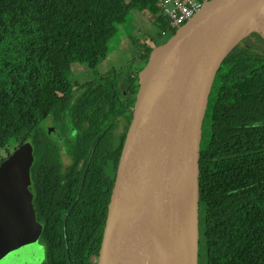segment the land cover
<instances>
[{"label":"trees","instance_id":"16d2710c","mask_svg":"<svg viewBox=\"0 0 264 264\" xmlns=\"http://www.w3.org/2000/svg\"><path fill=\"white\" fill-rule=\"evenodd\" d=\"M156 1L0 0V149L33 145L30 173L44 264H97L137 76L164 43H145L135 67L96 70L116 27L133 10L154 21L161 14ZM159 25L161 32L168 28L164 18ZM244 40L218 70L202 121L201 264H264V53ZM74 65L92 77L72 79ZM67 114L72 163L63 169L43 123H61Z\"/></svg>","mask_w":264,"mask_h":264},{"label":"water","instance_id":"95a60500","mask_svg":"<svg viewBox=\"0 0 264 264\" xmlns=\"http://www.w3.org/2000/svg\"><path fill=\"white\" fill-rule=\"evenodd\" d=\"M252 32L264 37V0H207L170 40L151 51L137 76L109 186L97 264H166L164 204L176 155L190 132L198 211V159L208 97L224 60ZM48 134L59 139L56 132ZM22 149L27 159L14 171L11 188L0 186V260L15 253L19 242L28 245L37 238L30 237L37 225L27 189L33 149L25 144L15 154Z\"/></svg>","mask_w":264,"mask_h":264},{"label":"rangeland","instance_id":"374dc122","mask_svg":"<svg viewBox=\"0 0 264 264\" xmlns=\"http://www.w3.org/2000/svg\"><path fill=\"white\" fill-rule=\"evenodd\" d=\"M163 23L162 14H158L156 19L153 21L149 18V15L144 12L137 10L131 11L124 23L116 27V32L110 39L108 43V54L107 58L98 66L97 72L102 73H113L121 67H127L128 64H132V67L137 66L138 56H140L141 51L145 43L151 41L153 44L165 43L173 36L172 34L167 37H161V26L159 24ZM257 36H263V34L258 32H252L246 39L244 43L246 45H254L255 50L264 53V37L259 38ZM72 79H78L79 82H83L86 79L92 77L93 72H88L84 70L83 67L73 66L71 70ZM44 130L48 133L50 131L58 133L60 135L59 139H56L57 148L59 153V158L61 160L64 169L68 168L72 159L67 153V146L64 137H69L71 132L70 116L67 114L64 121L54 122L51 118H48L43 123ZM49 135V134H48ZM25 144H29L33 149V145L30 142H24L16 147H11L10 149H0V186L4 188H11V184L14 182V171H18L25 160L27 159L28 151L19 149ZM26 147H29L26 145ZM33 156V150H32ZM31 156V157H32ZM1 159L2 162H1ZM34 159V157H33ZM32 165V163H31ZM30 165V166H31ZM29 170V179L30 178ZM197 220L199 218V210L196 211ZM23 242V243H21ZM19 242L16 245L17 254L9 253L3 256L0 260V264H41L44 257L45 251L41 249L38 245H29L24 243V241ZM26 246V247H25ZM197 258L195 257V264H201L199 258V246L197 249Z\"/></svg>","mask_w":264,"mask_h":264},{"label":"bare ground","instance_id":"6f19581e","mask_svg":"<svg viewBox=\"0 0 264 264\" xmlns=\"http://www.w3.org/2000/svg\"><path fill=\"white\" fill-rule=\"evenodd\" d=\"M190 139L188 132L176 155L165 198L163 251L166 264H195L197 208Z\"/></svg>","mask_w":264,"mask_h":264},{"label":"built area","instance_id":"2783aa9c","mask_svg":"<svg viewBox=\"0 0 264 264\" xmlns=\"http://www.w3.org/2000/svg\"><path fill=\"white\" fill-rule=\"evenodd\" d=\"M202 3L200 0H157L156 6L168 22L167 30L161 35L167 37V34L180 28L195 15Z\"/></svg>","mask_w":264,"mask_h":264},{"label":"flooded vegetation","instance_id":"af4514ba","mask_svg":"<svg viewBox=\"0 0 264 264\" xmlns=\"http://www.w3.org/2000/svg\"><path fill=\"white\" fill-rule=\"evenodd\" d=\"M53 139L56 140L55 138H53ZM30 170H31V167H30ZM30 178H31V175H30ZM27 189L30 192V194H32V207H33L34 214H35V223L37 225V226L33 227L32 230L30 231V233H31L30 237H33V236L37 235V238H36L35 241H32V239H31V243H29L27 246L35 244V245H38L39 247H41V249H44V251H45L44 243L41 240V234H42V230H43V225L36 218V212H35L34 205H33V191H32V181H31V179H30V183H29ZM18 241H20V240H18ZM17 253L18 252L16 251V254ZM41 262H42L41 264H44V262H45V254H44V257H43Z\"/></svg>","mask_w":264,"mask_h":264},{"label":"clouds","instance_id":"9594fccd","mask_svg":"<svg viewBox=\"0 0 264 264\" xmlns=\"http://www.w3.org/2000/svg\"><path fill=\"white\" fill-rule=\"evenodd\" d=\"M175 31H176V30H175ZM175 31H174V32H175ZM170 33H171V32H170ZM170 33H169V35H170ZM161 37H163V36L161 35Z\"/></svg>","mask_w":264,"mask_h":264}]
</instances>
